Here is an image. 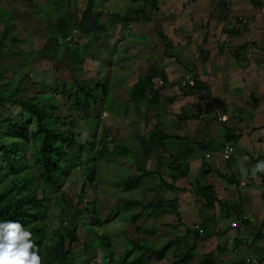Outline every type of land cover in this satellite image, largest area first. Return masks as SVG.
I'll use <instances>...</instances> for the list:
<instances>
[{"label": "crops", "instance_id": "crops-1", "mask_svg": "<svg viewBox=\"0 0 264 264\" xmlns=\"http://www.w3.org/2000/svg\"><path fill=\"white\" fill-rule=\"evenodd\" d=\"M16 2L23 4L17 11L12 9ZM33 2L0 0V10L9 15L0 20V62L30 61L32 54L37 55L35 62L31 59L35 64L70 59L67 71L78 79H73L75 83L88 88L82 85L90 82L92 90L98 86L94 82L97 64L109 61L99 72L106 78L107 87L105 100L100 99L101 94L98 105L107 98L111 107L105 112L99 105L104 123L98 150L105 149L110 155V170L122 171L124 193L136 190L146 198L142 203L171 205L167 209H125L134 210L132 216L138 217L126 230L131 232L129 227H133L132 234L140 235L147 247L158 243L153 249L158 250L170 244L161 257L148 253L152 257L143 264H167L190 244L195 253L185 264H198L204 254H210L215 264L240 260L264 264L263 252L256 250L264 239L250 244L264 221L260 179L250 171L264 160V14L260 3L154 0L151 5L150 0H71L66 16V2L62 0L63 13L45 14L52 23L56 21L54 25L50 21L30 29ZM136 10L139 13L134 15ZM22 18L29 29L26 33H39L40 40L49 44L44 50L41 45L31 52L29 46L22 45L26 40L17 35L24 30L15 28ZM100 18L110 29L98 21ZM62 24L68 25L71 38L65 45H57V37L68 36L60 31ZM4 32L7 35L2 40ZM190 80L200 85L197 91L180 86ZM137 82L142 101L132 104L130 92ZM77 127L83 131L81 139L91 133ZM225 146L246 152L224 160L221 150ZM202 164L209 173H201ZM241 166L249 169L246 177L241 175ZM260 175L264 182V173ZM207 185L218 200L239 202L241 217L247 223L221 217L216 205L206 209L193 191ZM232 222L234 227H230ZM195 232L200 240L193 237ZM181 245H185L183 250Z\"/></svg>", "mask_w": 264, "mask_h": 264}, {"label": "trees", "instance_id": "trees-1", "mask_svg": "<svg viewBox=\"0 0 264 264\" xmlns=\"http://www.w3.org/2000/svg\"><path fill=\"white\" fill-rule=\"evenodd\" d=\"M150 2L151 5H154V0H150ZM134 13V15H137L139 12L136 10ZM6 35L7 33L4 32L2 40L5 39ZM14 42V40L11 41L12 44ZM2 48L3 44L0 42V50ZM57 63L59 65V62L56 61V65ZM26 77L27 75L21 74L16 81L3 80L4 83L2 85L9 87L12 91L6 97H3L0 92V103L16 108L14 113L5 117L0 116V222L12 220L24 225L25 228L33 233V239L40 249V255L46 245L48 258L43 259L42 264H73L76 259L80 260L82 264H89L85 253L92 249L91 240H86L81 244L78 241L76 232L82 222L78 225L72 221V217L75 213H78L75 207L71 208L64 205L63 201L56 200L59 211H63L62 217L57 219L56 226L49 231L43 221L48 209V191H57L60 185V177L67 175L71 171V169L63 165L67 151L69 152L68 148L75 140V134L71 133L70 126L63 124L65 129H61L57 125L59 123V118L55 114L57 107L52 104L42 103L39 100L40 92L38 94L36 90V92L32 90L35 85L30 86L31 88H28V86L23 88L21 86ZM71 82L77 88V91L69 94L68 98L72 95L77 96L80 92H82L83 99L90 95V88L80 87L73 79ZM192 82V85H186L187 89L197 91L200 85L196 81ZM139 85L140 83L137 82L130 92L132 104L142 101L143 94ZM101 87L102 99H104L102 84ZM74 104L77 105L76 102ZM75 143H77L78 151L71 158L80 159L81 146L85 145L86 141L81 142L82 144L77 141ZM99 151L101 152V150ZM73 169H76V166ZM200 171L202 174L209 173L205 164H202ZM257 174L260 179V200L264 202V182L260 173ZM174 176H171V180L174 179ZM221 178H224V176H221ZM83 189L84 186L81 183L76 197L77 202L82 199ZM193 194L203 200V206L206 209L212 210L216 205L221 217L225 219L232 217L235 220H239L237 222H241V224L247 223L241 217L240 203L218 200L211 186L200 187L194 190ZM128 207H135L143 211L150 208L152 210L157 208L167 209L171 208V205L163 202L142 203L132 200L123 202L122 208L126 209ZM88 217L87 225L91 231L92 227H95L100 221L95 216L94 209L92 210V215ZM137 218V214L132 217L133 221ZM193 234L195 240L201 239V236L196 232ZM96 237L101 242V248L105 253L103 254L99 249L100 258L98 264H101V259L106 264H143L144 262H149L152 255L154 258L157 256L161 257L170 247V244L167 243L160 246L158 250H152L147 246L137 245L138 250L143 251L140 258H129L128 255L131 251L128 250L126 254L113 260L111 245L107 236L94 234L91 239L95 240ZM260 239H264V221L260 223L257 232L252 235L250 244H257L256 241ZM73 245L80 246L83 254L76 256L71 249ZM256 250L263 252L261 261H264V244L257 246ZM193 252L194 245L192 244L183 252L175 253L173 259L167 264H185L193 256ZM148 253L152 255H147ZM198 264L215 263L210 258V254H204ZM233 264L245 263L240 260Z\"/></svg>", "mask_w": 264, "mask_h": 264}, {"label": "rangeland", "instance_id": "rangeland-1", "mask_svg": "<svg viewBox=\"0 0 264 264\" xmlns=\"http://www.w3.org/2000/svg\"><path fill=\"white\" fill-rule=\"evenodd\" d=\"M20 1L22 2V0ZM70 1L71 0H63V2H66V4L63 3V6H66V16L69 15L67 4H69ZM61 2L62 0H35V2H33L35 11L34 14H31L33 25H30L29 28H40L41 26H43L42 24L50 22L51 20L46 18L48 15L46 16L45 14L50 15L51 13L54 15L57 10L59 13H63V10H60ZM10 5H12V3ZM22 5H19V3L16 2L15 5L12 6V9L14 8V10L17 11L16 8ZM2 6L7 7V4L2 3ZM48 9H50V11H47ZM37 10H39L40 12H37ZM23 14L25 15L24 11ZM6 17H9V15L6 12L0 10V20L4 21ZM25 21V18L19 20L22 25H20L21 23L18 24L16 21V24L18 25H16L15 27L19 32L23 30L25 31H23L24 33H20L21 35H17V37L23 36L25 38L26 41L22 45L25 44L24 46H29L28 49L30 48L31 52H35V50H37L41 45H43L44 50L49 44L40 40V37L37 35L39 33H33L32 35L30 33H26L29 32V29H26V25L24 23ZM29 21L30 20L28 19V22ZM98 21H101L103 23V26H107V21H105L104 18H100L98 19ZM55 23H52L51 25H54ZM68 28L69 27L67 24H62L60 31L63 32L62 34L64 35H70L67 34V32L69 31ZM105 28L110 29L108 26ZM64 42L65 43L62 42L60 44H67L66 41ZM20 48H23V46H21ZM79 54L82 55L80 50ZM36 57V54L35 56H33L32 54L28 57L30 61L24 62L10 60L6 62H0V92L3 97H6L12 91V89H10L9 87H4L2 85L4 83L3 80H8L9 78L11 80L12 78V81H14L21 74H29L21 83V86L23 88H26L27 86L28 88H31L30 86H34L36 83L37 88L34 87V89L32 90H34V92L37 91L38 94L40 92L39 100L44 104H52L53 106L57 107L55 112V114L59 118V123L57 125L61 127V129H65L63 124L68 127L70 126L72 131L71 133L75 134V140H73V143L70 144V147L68 148L69 152L67 151V155L64 158L65 163L63 165L68 169H71V171L67 175H62L60 177V185L57 191H48L47 193L48 209L43 220L48 227L47 230L49 231L54 226H56L57 219H60L62 217L63 211H59V208L57 207L58 202L56 201L61 200L65 203L64 205L71 208L75 207L78 210V213H75V215L72 217V221L74 223H77L78 225L80 224V222H82V225L80 224L78 226L76 232L79 243L81 244L86 240H91L90 242L92 249L88 250L85 253L87 262L89 264H98V260L100 258V252H98L99 249L103 254H105L104 250L101 248V242L99 241V239L97 237L95 240L91 239L94 234L98 236H107L111 245L113 260L119 258L120 256H123L127 253L128 250L131 251L128 255L129 258H140L143 251L138 250L137 245L147 246V243H143V240H140L138 238L140 237V235L132 234L133 227H129L131 232H128L126 230V227L129 226V223L131 224L133 221L132 214L134 210L129 211V209H122L121 205H123V202L128 200L141 201L145 200L146 198L144 196H141L140 192L136 190L124 193V191L122 190V185L125 180L121 178L122 171L110 170V155L105 153V149L104 151L100 152L98 150L100 147L97 146V144L100 143L99 135L104 123V120L100 118L99 105L101 104L98 105V97H100V95L102 94L101 84L103 85V88L107 87V84L105 83L106 78L104 79V76L100 75L99 72L108 67L109 61L106 59L104 61V64H97V66L99 67L97 69V75L95 76L96 79L94 80L95 84H98L96 88L97 90L90 89V95L83 99L82 92H80L77 96L72 95L69 98L67 97L71 92L77 91V88L74 86V84L72 87H70L69 85L72 79H76L73 75L67 73V69L69 68L68 65L69 63H71L69 62L70 59L61 61L59 65L58 63L56 65V61L52 62V64H50L51 62L45 64L32 63V61H36ZM49 58H51V56ZM63 66L65 67V70L67 72H65ZM16 73H19L17 74L18 76L13 77V75ZM39 82H41V84L37 85V83ZM89 84L90 82H86L83 83L82 86L87 85L86 87L89 88L91 86ZM100 99H102V97ZM104 100L105 98L103 99V101ZM75 102L77 103V105L74 104ZM101 107L103 108V111L109 110L111 105L107 98L105 103H103ZM15 111L16 108L5 106L0 103L1 117L8 116ZM79 125L86 128L87 131L91 132L89 135L84 136L83 139H81V133L83 131L80 130L79 127H77ZM88 137L90 138L88 139ZM82 140H85L86 143L85 145L81 146V154L79 155L80 159L71 158L74 157L76 155V152L78 151V148L76 146L77 143H75V141L81 143L83 142ZM229 148L231 149V156L238 154L242 157L244 156V152H246L241 151V149L237 147L234 148V151L231 147ZM74 166H76V169H73ZM81 183L84 186L82 193L83 196L82 199L77 202L76 197L78 195ZM107 208L110 210H107ZM93 209L95 211V216L99 218L100 222L95 225V227L93 226L92 230L90 231L88 229L87 222L89 221L88 216L92 215ZM158 212L159 211H156L154 213ZM140 228L144 229L142 226H140ZM137 229L138 228H136V230ZM132 235H135V237L133 238ZM134 239H136V241ZM191 245L192 244L188 245V247ZM154 246H158V243H153L149 247H151L153 250ZM183 247H185V245L182 246V250L184 249ZM71 249L76 256H80L83 254L82 248H80V246L78 245H73ZM170 253L171 252L169 250L166 253V256L169 257ZM41 256L43 259L48 258L46 245L43 247ZM73 264L82 263L80 260L76 259ZM101 264H106L103 259H101Z\"/></svg>", "mask_w": 264, "mask_h": 264}, {"label": "clouds", "instance_id": "clouds-1", "mask_svg": "<svg viewBox=\"0 0 264 264\" xmlns=\"http://www.w3.org/2000/svg\"><path fill=\"white\" fill-rule=\"evenodd\" d=\"M239 170L242 176L249 174V169L243 166ZM250 171L253 177L264 173V161H258ZM39 252L33 233L24 225L12 220L0 222V264H42Z\"/></svg>", "mask_w": 264, "mask_h": 264}, {"label": "built area", "instance_id": "built-area-1", "mask_svg": "<svg viewBox=\"0 0 264 264\" xmlns=\"http://www.w3.org/2000/svg\"><path fill=\"white\" fill-rule=\"evenodd\" d=\"M257 2H259L260 3V10H261V13L262 14H264V0H257ZM70 38H71V35H68V36H66L65 38H56V43L57 44H60V43H62V42H64V41H68V40H70ZM192 81L190 80V81H188V82H181L180 83V86L181 87H184L185 85H192ZM220 120H222V118H220ZM221 156H222V158L224 159V160H230V158H231V149L229 148V147H223L222 148V150H221ZM236 225V223L235 222H232V223H230V227H234Z\"/></svg>", "mask_w": 264, "mask_h": 264}]
</instances>
